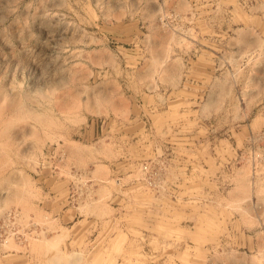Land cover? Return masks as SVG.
Listing matches in <instances>:
<instances>
[{
	"label": "rangeland",
	"instance_id": "1",
	"mask_svg": "<svg viewBox=\"0 0 264 264\" xmlns=\"http://www.w3.org/2000/svg\"><path fill=\"white\" fill-rule=\"evenodd\" d=\"M0 264H264V0H0Z\"/></svg>",
	"mask_w": 264,
	"mask_h": 264
}]
</instances>
